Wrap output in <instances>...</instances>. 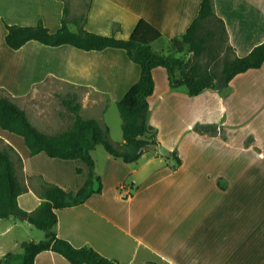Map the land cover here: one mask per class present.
<instances>
[{"label": "crops", "instance_id": "obj_1", "mask_svg": "<svg viewBox=\"0 0 264 264\" xmlns=\"http://www.w3.org/2000/svg\"><path fill=\"white\" fill-rule=\"evenodd\" d=\"M213 2L236 56L245 57L264 42V0ZM201 3L0 0V92L5 91L39 131L55 135L73 124L74 114L57 111L54 91L79 90L81 117L96 120L110 134V125L103 124L107 109L111 104L118 107L141 75L126 51H83L37 41L13 50L6 43L7 25L42 22L56 33L65 15L72 32L82 26L90 33L126 40L139 21L146 20L163 35L153 45L156 50V45H167L186 33ZM153 79L148 120L156 129L157 150L145 151L137 162L127 164L97 146L92 157L102 192L83 204L57 210L54 232L73 247L91 248L116 264H264V66L197 96L189 95L184 86L172 89L165 68H155ZM122 123V118L117 120L121 140L113 141L116 146L125 143ZM0 147L13 149L26 189L18 204L28 213L45 201V184L77 193L88 181L89 168L83 161L51 158L44 152L32 155L23 137L1 127ZM133 182L131 197L122 198L119 186ZM32 228L36 227L16 216L0 220V262L12 264L8 260L23 242L43 241ZM22 254L24 261V250ZM36 264L71 263L44 251Z\"/></svg>", "mask_w": 264, "mask_h": 264}, {"label": "trees", "instance_id": "obj_2", "mask_svg": "<svg viewBox=\"0 0 264 264\" xmlns=\"http://www.w3.org/2000/svg\"><path fill=\"white\" fill-rule=\"evenodd\" d=\"M67 14V11L65 12ZM77 24L79 21H76ZM85 22V21H84ZM219 25L218 30L204 32L206 25ZM6 43L18 50L30 41L46 46L70 45L83 51H102L115 48L126 51L129 58L141 68L139 81L130 88L121 101L118 110L122 118V132L125 143L114 145L109 139V129L102 128L93 119H83L81 105L64 100V105L74 114L73 124L61 133L48 135L39 131L28 119L26 112L17 106L5 93L0 92V127L21 136L32 155L46 153L51 158L81 160L89 168L86 185L77 193L67 192L56 185L45 184L42 188L44 202L34 213L22 210L18 198L25 192L20 182L12 157V148L0 150V220L11 216L28 221L45 233V240L23 242L24 261L22 264H36L37 256L44 251L55 252L71 264H116L102 257L91 248H75L68 241L60 239L54 232L58 222L56 211L85 203L92 195L102 192L101 178L95 173L92 151L103 146L113 158L131 164L137 162L145 151H156L159 145L156 129L148 120V98L154 92L153 70L165 68L169 74L172 89L186 87L189 95H200L207 89L216 88V80L224 76L228 84L236 75L264 66V42L256 46L245 57L235 55L229 44L225 23L214 10L213 0H202L199 16L186 33L170 41L174 53L165 55L157 52L153 45L162 40V33L146 20H140L129 39H117L87 32L82 26L72 32L64 15L62 27L51 33L42 22L36 26H8ZM219 36L225 45L223 67L217 71L211 63L219 60L217 47L213 42ZM217 50V54L215 53ZM187 54L191 56L187 59ZM206 57L205 61L202 58ZM204 128L199 131L203 132ZM176 157L178 163L180 159ZM20 161V159H18ZM0 264H3L0 262Z\"/></svg>", "mask_w": 264, "mask_h": 264}, {"label": "rangeland", "instance_id": "obj_3", "mask_svg": "<svg viewBox=\"0 0 264 264\" xmlns=\"http://www.w3.org/2000/svg\"><path fill=\"white\" fill-rule=\"evenodd\" d=\"M219 29V25L217 24H209L206 25L205 29L203 30L204 32H208L209 30H218ZM214 46L217 47V50H220V54H218L219 60L217 61V63H211V65L214 67V69H216L217 71H219L222 67H223V58H224V49H225V45L222 43L221 39L219 38V36L215 37V41L213 42ZM156 51L157 52H163L166 51L169 54L174 53L173 49L170 47V44L167 45H160V46H155ZM217 50H216V54H217ZM191 56V54H187V59ZM206 57L202 58V61H205ZM80 91L79 90H72L70 88H65L64 87H59V89H56L54 91V99H55V104H53L57 111H67V112H71L65 105H64V100H70L73 104H76L77 101V96H79ZM42 103H44L45 101H41ZM48 102V101H47ZM117 120L121 121V116L118 110L117 106H113L112 104L109 106V109H107V115L105 118V121H103L106 124H109L111 127V133L109 134V139L110 141L115 145L116 142H118V140H121V130L118 128L117 125ZM207 130H212V129H207ZM115 143H114V142ZM1 148V147H0ZM7 149L6 147H2V150ZM1 150V149H0ZM99 150L103 151L104 153H106L105 149L103 146H99ZM35 233H39L41 235V239L44 240L45 239V233L37 228H32ZM261 230L260 229V235L261 234ZM23 250L21 249V247L19 246L14 252H13V256H11L8 260V262L12 263V264H22L23 263V257L22 254ZM19 256V258H18Z\"/></svg>", "mask_w": 264, "mask_h": 264}, {"label": "built area", "instance_id": "obj_4", "mask_svg": "<svg viewBox=\"0 0 264 264\" xmlns=\"http://www.w3.org/2000/svg\"><path fill=\"white\" fill-rule=\"evenodd\" d=\"M134 184H135V182H133L130 186L129 185H125V184H122L121 186H119L118 191H119V193H120L122 198L131 197V193H132Z\"/></svg>", "mask_w": 264, "mask_h": 264}, {"label": "water", "instance_id": "obj_5", "mask_svg": "<svg viewBox=\"0 0 264 264\" xmlns=\"http://www.w3.org/2000/svg\"><path fill=\"white\" fill-rule=\"evenodd\" d=\"M224 79H225V77L222 75L216 80V84H217L216 85V89L217 90H220V89H222L225 86L226 82L224 81ZM20 216L23 219L28 220V216L27 215L20 214Z\"/></svg>", "mask_w": 264, "mask_h": 264}]
</instances>
